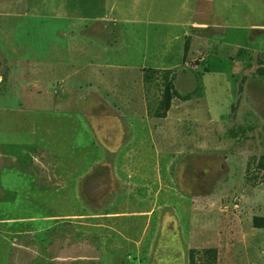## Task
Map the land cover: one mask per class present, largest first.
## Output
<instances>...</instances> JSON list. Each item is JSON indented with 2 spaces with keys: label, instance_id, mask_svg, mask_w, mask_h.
Segmentation results:
<instances>
[{
  "label": "rangeland",
  "instance_id": "rangeland-1",
  "mask_svg": "<svg viewBox=\"0 0 264 264\" xmlns=\"http://www.w3.org/2000/svg\"><path fill=\"white\" fill-rule=\"evenodd\" d=\"M10 1L0 264H264V0Z\"/></svg>",
  "mask_w": 264,
  "mask_h": 264
},
{
  "label": "crops",
  "instance_id": "crops-1",
  "mask_svg": "<svg viewBox=\"0 0 264 264\" xmlns=\"http://www.w3.org/2000/svg\"><path fill=\"white\" fill-rule=\"evenodd\" d=\"M20 0H12L10 1V5H7V7H12V8H16V7H20L19 5H17V3L19 2Z\"/></svg>",
  "mask_w": 264,
  "mask_h": 264
},
{
  "label": "trees",
  "instance_id": "trees-1",
  "mask_svg": "<svg viewBox=\"0 0 264 264\" xmlns=\"http://www.w3.org/2000/svg\"><path fill=\"white\" fill-rule=\"evenodd\" d=\"M144 76H145V74H144Z\"/></svg>",
  "mask_w": 264,
  "mask_h": 264
}]
</instances>
